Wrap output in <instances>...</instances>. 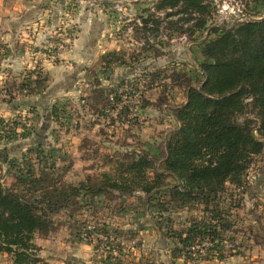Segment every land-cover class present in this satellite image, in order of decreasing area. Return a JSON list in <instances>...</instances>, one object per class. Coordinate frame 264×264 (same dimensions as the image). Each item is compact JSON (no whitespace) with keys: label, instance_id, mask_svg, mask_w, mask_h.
<instances>
[{"label":"rangeland","instance_id":"rangeland-1","mask_svg":"<svg viewBox=\"0 0 264 264\" xmlns=\"http://www.w3.org/2000/svg\"><path fill=\"white\" fill-rule=\"evenodd\" d=\"M242 1L252 18L264 15L260 2ZM6 2L15 13L14 1ZM24 5V16L7 26L0 23V182L11 184L13 169L6 159H19L35 137L59 149L56 161L59 166L69 165L61 172L69 182L111 171V157L130 155L132 150H143L155 160L148 170L153 176L187 85L203 80L200 51L202 41L214 36L209 30L212 5L205 28H194L192 33L193 21L176 22V16L169 23L163 18L166 10H155L154 5L152 9L140 0H25ZM149 10L152 24L142 28L136 19L147 16ZM161 11L163 15L158 14ZM84 23L93 31L90 42L100 51L87 64L73 65L67 68L70 73L55 80L52 72L57 65H71L60 54L76 47ZM6 27L14 29L10 47L2 38ZM94 33H100L99 37ZM183 35L185 42L179 39ZM177 47H184L186 56L172 60ZM163 57L169 60L156 66ZM155 70L160 73L150 84ZM36 78H40L39 85L29 87L27 81ZM228 188L229 228L207 241L200 256L207 254L206 248L213 252L218 243L223 255H243L249 261L264 249V150L253 157L242 185L229 184ZM76 200L79 204L69 208L76 221L97 224L114 219L112 209L98 204L99 198L92 206ZM135 204L143 216L140 201ZM183 211L187 223L193 216H202L198 209ZM182 226L185 223L174 229ZM110 228L109 232H120L116 226ZM112 245L104 250L106 255ZM112 256L120 259L118 252Z\"/></svg>","mask_w":264,"mask_h":264},{"label":"trees","instance_id":"trees-1","mask_svg":"<svg viewBox=\"0 0 264 264\" xmlns=\"http://www.w3.org/2000/svg\"><path fill=\"white\" fill-rule=\"evenodd\" d=\"M253 1L264 5V0ZM154 9L166 10L163 18L169 23L176 16V22L193 21L190 33L205 28L210 16L206 0H161ZM150 12L140 17L142 28L152 24ZM209 30L214 36L201 45L203 80L199 85H187L185 101L174 112L178 127L170 132L153 176L148 170L155 160L143 150L111 157V171L86 175L78 182L62 178L61 172L69 165L59 166L55 154L59 149L42 139H34L19 159H6L13 169V181L8 186L0 182V253L8 254L13 264H47L38 256L34 237L47 236L58 222L73 227L77 238L89 243L90 236L112 230L107 222L89 228L76 221L69 208L79 204L77 198L92 206L96 198L103 197L110 203L111 213L118 215L125 210V199L137 196L143 207L147 205L149 211L154 207L158 216L186 208L202 212L181 228H166L165 233L178 243L172 248L173 257L182 255L190 264L225 257L218 243L213 252L206 248L207 254L196 259L190 246L198 237L211 235L213 241L229 228L228 185L241 186L253 157L264 150V20ZM159 73H151L150 84ZM39 79L26 81L33 88ZM168 176L175 181L167 183ZM113 231L126 237L127 232ZM117 245L116 249L112 245L110 253L122 251L123 245ZM109 257H113L112 264H126L110 254L102 264Z\"/></svg>","mask_w":264,"mask_h":264},{"label":"crops","instance_id":"crops-1","mask_svg":"<svg viewBox=\"0 0 264 264\" xmlns=\"http://www.w3.org/2000/svg\"><path fill=\"white\" fill-rule=\"evenodd\" d=\"M15 6V13L8 7V1L0 0V23L7 26L10 25L17 16H24L23 9L25 8V0H12ZM13 28H4L2 31V38L5 39L7 46L13 44ZM93 31L84 23L81 26L80 39L77 42L76 47L71 52H64L61 57L65 62H70V66L64 64L57 65L53 69L55 80L62 74L70 73L67 68L71 66L78 67L85 65L89 60L98 53L99 47L90 42L89 35ZM98 38L100 33H94ZM172 51V60H180L185 58L184 47L174 48ZM180 51V52H179ZM201 53V51H200ZM169 58H160L155 65L161 67L167 62ZM64 71V72H63ZM185 101V100H184ZM183 101V103H184ZM172 130L178 127V122L173 116ZM170 135V133H169ZM169 137V136H168ZM167 137V139H168ZM40 139L35 137V139ZM169 183H173L175 180L173 177L168 176ZM102 202V209L110 206V203L105 198H99ZM137 196H129L124 201L126 209L123 213L118 215H112L114 219L106 220L109 226H116L121 233H125L126 237H120L121 244L123 245L122 251L118 254L125 260L126 264H190L185 262L184 257L181 255L177 258L172 256V248L178 243L176 239L170 238L166 233V228H175L177 225L187 224L184 218H182L181 212L184 213L185 209L171 210L170 212H163L158 217V213L154 207L151 210L147 208V205L143 207V216L140 213L139 208L135 207L137 202ZM116 216V217H115ZM159 220V222H158ZM99 221V220H98ZM95 222H90L88 226L94 225ZM181 223V224H179ZM167 225V226H166ZM137 241V243L135 242ZM34 243L39 247L38 256L42 258L47 264H102L105 261L106 254L94 249L93 244L85 240H79L75 235V229L69 227L68 224L58 222L55 229L47 236L35 235ZM112 253V252H111ZM110 252L108 254L112 255ZM114 255H117L114 254ZM247 256L243 255H225L223 259H217L212 257L207 260H200L191 264H237V263H249V264H264V249H261L250 259V262L245 260ZM113 257H109V260L105 264H112ZM0 264H13L11 257L6 253H0Z\"/></svg>","mask_w":264,"mask_h":264},{"label":"built area","instance_id":"built-area-1","mask_svg":"<svg viewBox=\"0 0 264 264\" xmlns=\"http://www.w3.org/2000/svg\"><path fill=\"white\" fill-rule=\"evenodd\" d=\"M140 1L149 3L150 7L152 8L153 5H155L161 0H140ZM207 2H209V4H211L212 7L214 8V17L211 20V26L213 27L230 28L236 24L252 19V17L246 14L245 12L246 9L245 1L207 0ZM163 13L164 11L158 12L159 15H163ZM136 23L138 25H141L140 18L136 19ZM179 39H181L182 42H185L184 35L179 37ZM254 132L256 133V130H254ZM88 227L90 228L91 226L89 225ZM211 238H212L211 235L205 236L203 239L199 238V240H202L201 242L196 240L197 238L195 239L193 244L190 246V251L192 252L191 254L194 259L198 258L201 255V253L204 250L205 244H207L208 242L210 243ZM88 239L92 242L94 246H96V249L100 252H104L106 248H109V244L116 245L118 243H121L120 238L111 232L98 233L90 236ZM112 253L111 254L114 255L117 252L115 250H112Z\"/></svg>","mask_w":264,"mask_h":264},{"label":"water","instance_id":"water-1","mask_svg":"<svg viewBox=\"0 0 264 264\" xmlns=\"http://www.w3.org/2000/svg\"><path fill=\"white\" fill-rule=\"evenodd\" d=\"M252 20H256V21H259V20H264V15L261 16V17H258V18H252Z\"/></svg>","mask_w":264,"mask_h":264}]
</instances>
